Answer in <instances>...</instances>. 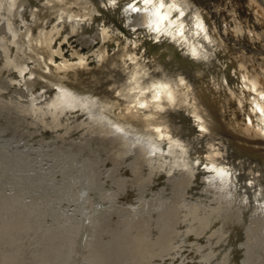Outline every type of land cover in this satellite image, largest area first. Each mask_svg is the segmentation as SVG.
<instances>
[{
	"label": "rangeland",
	"instance_id": "374dc122",
	"mask_svg": "<svg viewBox=\"0 0 264 264\" xmlns=\"http://www.w3.org/2000/svg\"><path fill=\"white\" fill-rule=\"evenodd\" d=\"M56 1L61 2V3L63 1V3H66V4L60 3V5H57V6H62V7H57L55 9H53L52 0H49V1L48 0H16V1L15 0H0V111H1L0 116H2L4 114L2 116V120L3 119L4 120L2 121L1 117H0V123L4 124V125L2 124L3 127L4 126L6 127V125H7L9 127L8 129L9 130L12 129L10 131L13 133V135H11L10 131H8L7 128L4 127V129H5L4 130L2 128V125H0V127H1V129H0V131H1L0 132V162L2 164V165L0 164V167H1L0 168V174H1L0 175V183H1L0 186L2 185L0 190L1 191L4 190L0 193H1V197L4 195L3 197L7 198V199L6 198L4 199L3 197H2L3 199L0 198V201L2 200V204L0 203V211L5 207L4 210H2L0 212V216L2 215V213L4 215V216L2 215L3 217L2 216L0 217L2 219V223L0 220V226L2 227V228L0 227V234L2 232H4V230L5 231L7 230L4 233V237H2L3 233L1 234L2 236H0V238L2 237L1 239H3V240L5 239V241L0 239V243H2V244L4 243L3 246L9 247V245H7V244H11L10 246H12L13 243H15L17 241L21 242L18 244L22 249V250L21 249L19 250L21 252H19L18 249H15L14 251L19 252L18 253L19 254L18 259H20L19 256H21V259L23 258L22 259L23 261L19 260L20 261V263H19V261H17L18 259H15V260L12 259V260H14L13 261L14 264H40L39 259H41V254L43 255V253L45 254L46 257H49L51 259L52 264H59L60 262L62 263V260L64 257V255H63L64 252L61 255V253L57 252V250H54V249H56V247L59 244H63L64 235H65V238L68 237V235H66V234H69L68 232L71 229H73L72 225H74V227L76 229L78 227L77 226L78 224H75V223H79L80 219H81V216L79 215L80 214V211H79L80 204H79V202H77L76 200H74L72 198L73 195L75 194V192H73V189L75 190V188H74L75 184H73L74 180H69L68 177L73 178L74 176L71 172L72 168L70 170V167L68 168V166H64V165H68V162L66 160L67 156H66L64 150L62 149L63 146L61 143L64 140H65L64 143H68L70 141H74V143L79 142L80 140L78 141V139L76 138L77 135H79L78 133H80L79 130H81V133L79 136H83L84 138L86 137L85 138V139H87L86 141H88L89 137H90L89 141L92 140L94 133H92L91 131H88V130H91V128L93 127L94 121L89 122L88 119L93 120L95 117V114L92 113L91 109L86 105V101L90 100V98L92 99L93 97L97 98L98 94H100V92H102V90L104 88H106V89L108 88V90H111V92H114V97L118 96L117 98L120 99L121 102H125L130 97H134L136 95L137 91L139 92V90H140L139 88L138 89L136 88L133 90V88H135L137 86L140 88H145L149 85L151 88L147 92L156 93L157 89L154 88L153 86L159 84V79L161 78L163 80L164 76L168 77L171 85L178 86L181 89H182V87H185V85H182L181 83H179L177 81L178 77L180 78L179 73L181 71H180L179 67H177V66L175 67V65H174L175 64V53H177V51L173 50V48L170 49V46L172 45V42L170 39L171 35L165 34L163 30L160 32H156L154 30H151L149 27H144V26H140V25L135 26L131 21H129V18H127L128 8L130 6L138 5L140 3V0H125L124 4L121 3L123 5H122V8L120 10L118 7L111 8L110 5L108 4V2L110 0H83V1L81 0V3H83V2L87 3L86 6H83V5L79 6L78 4L75 5V2H77V0H73V1L69 0L70 3L68 0H65L66 2L64 0H62V1L56 0ZM49 2H50V4H49ZM250 2L252 3V6H250L248 9L246 8L247 10L245 8L242 9L243 15L239 18V20L238 19L237 20L232 19V23H233L232 28H230V31H226L225 34L227 35V37H229L231 34L232 38L234 39V41L236 43L238 42V43H240V45H243L245 48H248L252 51H255V54H256L255 57L264 62V45H263L264 44V40H263L264 39V24L261 23V21L256 16V15H259L260 12H264V4H263L262 0H250ZM43 3H46V4L48 3V4L44 5ZM67 3H69L68 4L69 6H71V4H72V6L73 5L74 6L69 7L67 5ZM43 5H44V7H43ZM64 5H66V6H64ZM46 6H48V8ZM75 6H77V7H75ZM65 7L70 8V9H67V8L64 9ZM39 8H41L42 10ZM45 8H47L46 11H45ZM71 8H74V10ZM51 9H52V11H51ZM81 9H84L86 11L81 10ZM53 10H55V12ZM43 11H44V13H43ZM83 11L85 14H83ZM39 12L43 13L44 15L46 13V15L43 17V14L41 16V15H39L40 14ZM88 12H89V14H88ZM70 14L72 15L73 19H70V18H72ZM81 16H82V18H81ZM39 18H41V19H39ZM249 18H250V20H249ZM74 19H75V21H74ZM13 21L14 22L16 21V23H14ZM74 22H75V24H74ZM37 23H39V24H37ZM14 24H16V25H14ZM248 26H250V27H248ZM35 28H38L37 32L35 31L36 30ZM32 31H33V33H32ZM21 34L24 35L23 39L25 41L23 39H21V37H22ZM33 34H35V35H33ZM45 35H47L48 37H51V41H50L51 59L48 57H43V58L40 57V59H42L40 61V63L41 62H43V63L36 64V62H33L35 60L33 58L29 57L32 54V51L30 49L25 50L26 46L24 44H27L28 42H30L33 44L34 48L40 47L41 42L45 38ZM219 37H220L221 41L223 40V38H225L224 35L219 36ZM230 42L232 43V41H230ZM16 45H17V47H16ZM122 45L124 47H126V53L124 50L125 48ZM122 48H123V50H122ZM15 50L18 51V53ZM29 50H30V52H29ZM102 52L106 54L107 59H110V60L115 59L118 63L117 65H119V66L114 67V68H111V67L103 68V66L105 65L106 62H103ZM178 52H180V50H178ZM221 53L222 52L217 53V54L221 55ZM16 54H18V55H16ZM123 54H125V56ZM127 54L128 55L132 54L134 57V60H131L130 55L127 57ZM121 55H122L123 59H122ZM219 55H216L215 58H219L220 57ZM160 56H162V57L164 56L163 62L160 59ZM13 57H14V59H13ZM22 57H23L24 61H23ZM27 57H28V59H27ZM8 60H10L11 62ZM48 61H50V62H48ZM19 63H20V65H19ZM27 65H28V67H27ZM40 65L42 66L43 70H40V68H41ZM11 66H13V67H11ZM38 66L40 68H38ZM61 66L63 69H65L64 73H66V72H74V73L79 72V76H81V78L83 80V82H82L83 84H81L80 86H72V85L68 86V85H63V84L57 83L56 81L54 82L53 80L45 81L43 79H39L38 74H37L38 70L42 71V72L44 71V74L45 73L48 74L54 68L61 67ZM51 67H53V68H51ZM74 67H76V68L73 69ZM36 69H37V71H36ZM135 70L141 71L142 74L144 75L143 76L144 78L141 79V81H139L141 84L138 83V85H135V83L132 79V75L135 72ZM224 70H227V68L224 67ZM27 72H28V74H27ZM82 74H83V76H82ZM188 75L191 79H193L194 75L191 71H188ZM230 76H231V78H234V79L232 81L231 80L228 81L229 83L227 85L235 88L236 85H232L233 83H235V82H233L234 80H236V81L238 80L239 84H241L240 83L241 82V78H240L241 75L233 73V74H230ZM90 77H91V79H90ZM58 78L64 79V77H62V76H59ZM88 80H90V81H88ZM87 81H88V83H87ZM95 83H96V85H94ZM177 83H179V84H177ZM51 85H53V87ZM85 86H87V87L85 88ZM207 86L208 85H206L205 87H207ZM83 87L85 88V90H83ZM96 88H98V89H96ZM193 88L196 89L195 93H198V90H201L199 88V85L195 84V82L193 83ZM241 88L242 89L237 90V93H238V95H241V97L243 96V98H244V96H246V92H248V89L246 87H241ZM35 89H37V90L35 91ZM69 90H71V92ZM88 90L90 92H88ZM234 90H236V89H234ZM57 91L58 92L61 91V92L58 93V95H57L56 94ZM92 91L96 92L97 94L93 93ZM87 92H88V94H87ZM125 96H127V99ZM60 97L62 100L60 99ZM112 97H113V95H112ZM247 97H248V94H247ZM9 98H11V99H9ZM49 99H51V100L49 101ZM63 99H64V101H63ZM9 100H11L12 102ZM14 100H15L16 106H19V104L21 105V106H19V110H18V107L15 108ZM45 100L47 102L49 101L48 102L49 104L47 106H46L47 102H45ZM25 101H27V102H25ZM31 101H33V102H31ZM10 102H11V104H10ZM17 102H19V104ZM29 102H31L37 110L34 109V106ZM44 102H45V104H44ZM8 103L10 104V106ZM38 103H40L42 107H40V104H38ZM50 103L53 107L50 105ZM5 104L8 105L7 106V107H9L8 109H7V107L5 108V106H6ZM22 104L24 106L27 105V108L29 107L28 109L30 110V112L28 111V109L26 110L27 111L26 112L24 110V109H26V107L22 108ZM56 105L58 106V108H56ZM48 106H49V108H51V107L52 108L49 109ZM43 107L48 108V110L44 109ZM72 107L75 109H72ZM53 108L57 109L56 111L58 113L59 112H61V113L63 112V113L62 114L61 113L56 114L57 112L55 111L56 112L55 113L53 111V113L55 115V117H54L53 113L51 112L52 110H54ZM62 108H64L63 111H60V110H62ZM65 108L68 109V111ZM87 109H88V111H87ZM7 110L9 113L5 114L7 112ZM38 110H40V111H38ZM45 110L47 112L43 113ZM64 110H66V111L64 112ZM77 110L80 112H78ZM2 111H3V113H2ZM10 111H12V112H10ZM81 111H82L83 115L81 114ZM13 112H15L16 114L15 113L13 114ZM69 112H71V113H69ZM11 113H12V115H11ZM79 113L81 114V116ZM89 113H91V114H89ZM45 114H47V115H45ZM65 114H67V115L69 114V116L72 115L74 117H72V116L66 117ZM75 114H76V116H75ZM77 114H79V115L77 116ZM13 115H14V117H13ZM32 115H33V117L34 116L35 117L33 118ZM84 115H85V117H83ZM5 116H6V118H5ZM177 116L179 117L178 121H182L183 118L186 120V123H183L182 125L187 126L191 132V134H184V136H183L184 137V144L186 145L187 152L183 156H178L176 161H175V164H174V160L176 157L172 161L170 160L168 163L169 168H168V166L159 167L158 165H156L157 164V156H159L161 153L160 154H153V156L147 162H145V165L144 164L142 165V169H141V173H140V175H142V176H139L140 179H139V181H137V183L139 185L136 183L133 186V187L137 188V190L134 188L135 189L134 193L136 195V197L134 199L135 200L141 199V201H139L140 203L138 202L139 208H138V214L137 215H140L139 217H141L142 213H143V215H146V217L149 216L148 217L149 219H153L154 214L156 217L161 218V219L163 217L165 218L166 216L169 215V216L173 217V220H175V222L173 221V224H176V225H179L180 223L185 224V223L191 222L190 226H192L191 228L193 230L191 229L192 231H190V232L193 235H195L193 231H194L196 224H197L196 221H194V215L196 214V212H201L204 209L205 211H202L203 213H209V212L217 209L220 205V202L223 201L224 199L229 201V202L231 201L230 203L231 204L234 203L235 207L238 209L240 207L239 211L241 213H243V214H241L240 212L237 213V215L241 214L240 215V221L242 222V223L240 222L241 227H240V225L238 227H234V228H237L235 230L233 227L232 228H230V227L224 228V230L221 231L220 235L219 234H213V232L216 229L213 230V232L210 233V235L208 234V236L212 238V240H211V238L209 239V237L207 236V239H209V240H207V242H206V246L208 244L210 245V246L209 245L207 246V248L209 247L207 249V251L211 254V258H212L211 264H230V263L231 264H233V263L234 264H242L243 258L246 256L251 257V258L253 257L254 259L256 258L255 259L256 262L258 260L260 261L262 258V255L260 253V249H262L264 246V139L253 143V142L247 141V139H245L246 137L244 138V140H246L247 142H244L243 140H241L243 137L233 138L232 135H229V134L224 133L222 131H219V132L217 131V133H213V134L209 131L202 133V130L199 127L197 121L194 119L193 115L190 116L189 112H186L185 110H179V113L177 114ZM40 117H41V119H40ZM17 118H19V119L21 118L20 121ZM24 118H26V119H24ZM30 118L32 121L30 120ZM51 118H52V120H51ZM79 118L80 119L82 118L81 121ZM86 118H88V119H86ZM11 119H13V120L17 119V120L13 121ZM62 119L66 120L67 123L65 121L63 122ZM67 119H68V121H67ZM73 119H75L74 122H73ZM8 120L12 121L13 125L11 124V122L9 124ZM46 120H48V121H46ZM55 120L58 121V122L56 121L57 124H56ZM69 120H70V123H68ZM23 121H24V123H23ZM83 121H85L84 124H83ZM47 122H49V123H47ZM86 122L90 125H88ZM36 123H38V124L36 125ZM79 123L80 124L82 123V124L80 125ZM75 124H77V125H75ZM254 124H258V123H254ZM30 125H31V127H30ZM65 125H66V127H64ZM83 125H85V126H83ZM27 126L29 128H33V127L34 128L29 129ZM40 126H42V127H40ZM73 126H74V128H73ZM18 127H19V129H17ZM59 127H60V130L58 129ZM70 127L73 129V131H70V130H72V129H70ZM62 128L64 129V132H63ZM55 129H56V131H54ZM86 129H88V130H86ZM47 130H49V131H47ZM16 131H18V132H16ZM23 131H24V133H23ZM26 131H27V133H26ZM48 132H51V133H48ZM85 133H86V135H85ZM29 134H31V135H29ZM42 134L44 135V139H43ZM60 134H62V135H60ZM70 134H73L75 136L70 135ZM81 134H84V135H81ZM90 134H92V135H90ZM19 135H21V136H19ZM32 135H34V136H32ZM36 135L38 136L39 140H37ZM55 136H57V137H55ZM59 136L62 137L63 140ZM64 137H66V138H64ZM73 137H75L74 139H76L77 141L74 140ZM28 140H30V141H28ZM36 140H37V142H36ZM44 140H46L45 141L46 143L49 142L48 145L44 142ZM32 141L36 142V143L34 142L36 146L34 145V143ZM43 143H45L44 147H43V145H44ZM56 143H57V149L53 148ZM50 144L53 146H50ZM39 145H41V146H39ZM53 149H54V151H53ZM59 149H60V153L64 152V154L61 155L59 152H57V151H59ZM55 150H57V151H55ZM53 152L54 153L56 152V154L53 155L52 154ZM22 153H24V154H22ZM57 153L60 155H58ZM22 155H24V156H22ZM51 155H53V156L49 157ZM58 156H60V158ZM211 156H213V157L215 156V158L220 163L224 162L222 164L228 170V174L230 176L228 179H226L225 177L220 178V177L216 176V174H214V172L211 171V163L209 160H207V158L211 157ZM22 157H24V159ZM45 157H47V159L50 158V160L48 161ZM53 157H56V160L58 161V163L60 160V163L62 164L61 167L58 166V165H60V163L58 164L56 162V160H54L55 158L53 159ZM6 158H7V160H6ZM15 158H17V159H15ZM36 159H37V163H35ZM41 159H42V161H41ZM179 159H180V161H177ZM21 160H23V161L21 162ZM28 160L30 162H28ZM38 160L40 161V165H39ZM51 160H54V162H51ZM8 161H11L12 163L10 162L11 164H9ZM19 161H20V164H19ZM182 161L188 165H186V164L184 165ZM26 162L29 165H32V167L30 169L27 168V167H29V165ZM31 162L35 163L36 168H34V164H32ZM177 162L179 164H177ZM3 163H5V165ZM25 163L27 165H25ZM53 163L56 165V166L54 165L55 167L53 166ZM41 164L42 165L44 164V166H42ZM9 165H10V168L12 166L13 169H9V168L6 169L7 166L9 167ZM14 165H15V167H14ZM49 165L52 166V167L51 166L48 167L50 170L47 168V166H49ZM178 165L180 166V168L178 167ZM40 166H42L43 169ZM62 166L64 167V169ZM144 166H145V168L147 167L146 168L147 171H146V169H144ZM174 166L175 167L177 166V167L174 168ZM186 166H188L189 169L186 168ZM181 167H182V169H186V170H182ZM33 168H34V170H33ZM51 168H52V170H51ZM60 168H62V169H60ZM151 168H152V170H150ZM173 168L176 172L173 171ZM39 169H41V170H39ZM47 169L49 170V172ZM53 169H55V170H53ZM102 169L103 168H101V170H100L101 172L103 171ZM153 169H155L156 171H154ZM180 169H181V172H180ZM4 170H6V171H4ZM8 170H11L12 175L9 173L10 171L8 172ZM45 170H47V171L45 172ZM63 170L64 171L66 170V171L64 172ZM39 171H40L41 175L39 174ZM61 171L64 172V174ZM67 171L69 173L71 172L69 174L70 176L68 175ZM183 171L185 174L182 173ZM3 172H5V173H3ZM18 172H20L21 174ZM26 172L28 174L31 173V175H28ZM147 172H149V173L151 172L150 177H149V173H147ZM168 172H169V174H168ZM15 173H17V174H15ZM170 173H171L172 177L170 176ZM6 174L7 175L10 174L8 177L11 179H8ZM32 174L34 176L36 175L37 179L39 178L38 179L39 182H37L38 180L36 179V177L33 178L34 176ZM144 174H146V175H144ZM161 174H163L164 176ZM42 175H45V176H42ZM59 175H60V177H58ZM166 175H168L170 177H168ZM179 175H181V176H179ZM1 176H2V178H1ZM19 176H22L23 178L21 177V179H20ZM28 176L29 177L33 176L31 178V182H29L30 178ZM40 176H42V177L40 178ZM56 176H57V181L55 180ZM65 176H67L66 179H65ZM49 177H51V178H49ZM176 177H177V180H176ZM180 177H182V179ZM4 178H5V180H4ZM26 178H29V179H26ZM52 178L55 181H53V180L51 181ZM17 179H20V180H18L19 182H17ZM34 179H36V180H34ZM43 179H45V180H43ZM169 179H171V180H169ZM7 180H9V183ZM59 180L64 182V183L61 182V184H60ZM104 180L105 179L103 178L101 182H105ZM155 180H156V182H155ZM24 181L28 184H26ZM46 181H47L49 186L47 185V183L45 184ZM49 181H50V183H49ZM67 181H68V183H67ZM145 181L148 182L149 184L146 183ZM149 181L150 182L152 181V182L150 183ZM2 182H3V184H2ZM20 182H22L20 186H23V187H21V191L19 190L20 186L19 187L17 186L20 184ZM33 182H35V183H33ZM51 182H53V184ZM69 182H71V183H69ZM143 182L146 185L142 184L144 186L141 187L140 183H143ZM7 183H8V185H7ZM30 183H32L31 184L32 186L30 185ZM40 183L41 184L43 183L42 188H41ZM156 183H157V187L155 185ZM174 183H176V184H174ZM226 183H227V185H226ZM9 184L11 185L10 186L11 188H9ZM12 184H14V185H12ZM22 184H24V185H22ZM59 184H60L62 189L60 188V186H58ZM69 184L70 185L73 184V185L70 186ZM102 184L104 185V183H101V185ZM62 185L64 186V188L62 187ZM174 185L176 187L178 186V188H176ZM12 186H14V187H12ZM29 186L31 188H33V190ZM56 186H58V187L56 188ZM15 187H17V189ZM48 187H50L51 189H49ZM54 187H55V190L53 189ZM218 187H219V189H218ZM28 188L32 190L31 192L29 191L30 194L28 192V190H29ZM35 188L36 189L38 188L39 191L38 190L36 191ZM44 188H45V191H42V189L44 190ZM46 188L48 190H51V191H48V190L46 191ZM71 188H73V189H71ZM138 188H139V190H138ZM150 188L153 189L154 192H152V190ZM15 189H16V191H15ZM26 189H28V190H26ZM65 189H66V191H65ZM141 189L142 190L144 189L143 190L144 193L141 191ZM188 189H190V190H188ZM60 190H61V192H60ZM147 190H148V192H147ZM13 191H15V192H13ZM40 191L43 193V198L45 196V198H44L45 200L41 197L42 194L40 195V193H39ZM52 191L53 192L57 191V193L59 192L58 194L55 192L59 197H60V193H61L62 199H61V197L58 199V196L55 193H53ZM62 191H64V192H62ZM70 191H71V193H70ZM75 191H77V190H75ZM139 191L142 192V195H141V192H139ZM5 192L8 195H5L6 194ZM16 192H18V193L14 195V193H16ZM20 192H21V194H20ZM26 193H27V197L25 196ZM47 193H48V195H47ZM63 193H65L66 196L69 195L67 198L68 200H66V198H65L66 196L64 197L65 194L63 195ZM151 193H152V196H151ZM162 193H163V196H162ZM164 193H165V195H164ZM31 194H32V196H31ZM166 194H168L169 196H167ZM17 195H19L20 198L22 197L21 200H18L19 197ZM49 195H51L53 197H51ZM174 195H175V198H174ZM37 196L41 200H39L37 198ZM48 196L51 200L54 198L53 199L54 202H53V200L49 202ZM12 197L15 198V201H14V198L11 199ZM29 197H31L32 199ZM33 197H35L36 199L33 200ZM46 197H47V199H46ZM157 197H158V200H157ZM9 198H10V200H9ZM25 198H28L27 200L29 201V205H30V203H32V205L37 208V209L35 208L37 211L36 210L33 211L34 207L32 205L29 206L28 201ZM63 198H65L64 201H69V202H67V204L66 203L64 204V201H62ZM166 198H168V199H166ZM188 198L190 199V202H189V200H187ZM60 199L62 202L59 201ZM116 199L120 203L117 202ZM116 199L113 203L115 205L114 209L112 208L110 210V212H108L107 216L104 215L103 217H101L104 220L100 218L101 222H103L107 225L111 224L112 226H115V223L122 220L124 216L129 215L128 213H130L129 212L130 208L123 206L124 205V199L121 197H116ZM174 199H176V200H174ZM17 200H18V202H20V201L21 202L18 205L17 204L15 205V203H17ZM24 200H25V202L23 204ZM30 200H33V202H31ZM71 200L75 203V204L73 203L74 205H72ZM146 200H148V201H146ZM154 200H156V201H154ZM184 200H186V201H184ZM42 201H44V202H42ZM9 202L12 206L15 205L16 207H14V208L11 207ZM156 202H157V204H156ZM33 203H35V204H33ZM53 203H56V204H53ZM61 203H63V204H61ZM68 203H70V205H72V206H70ZM116 203H118V204H116ZM7 204L12 209L8 208L9 206ZM20 204L23 206V208H22V206H20ZM41 204L43 205V207ZM44 204H46V205H44ZM57 204H58V206H57ZM162 204H163V206H162ZM181 204H182V206H181ZM27 205H28V207H27ZM51 205H52V207H50ZM156 205H157V207H156ZM166 205H167V207H166ZM75 206H76V208H75ZM143 206H144V208H143ZM147 206L149 207L150 210H148ZM39 207H41V208H39ZM54 207H56L58 209L56 210V208H54ZM86 207H87L86 210L88 211L89 210L88 206H86ZM116 207H119L120 209L119 208L116 209ZM163 207H166L165 208L166 210H164ZM21 208H22V210L19 211ZM24 208H26V209H24ZM27 208L29 211L27 210ZM53 208L57 212L54 211ZM59 208H60V211H59ZM156 208H157V211L154 210ZM187 208L189 211H187ZM41 209H43V211ZM68 209L70 211H68ZM121 209H122V212H119V211H121ZM9 210H11V211H9ZM25 210H27L26 214L24 212ZM72 210H73L74 214H73V212H71ZM30 211H31V213L33 211V213H34V214L32 213L33 216L32 215L30 216V214H31V213H29ZM76 211H78V212H76ZM182 211H184V213H182ZM186 211H187V213H185ZM10 212H13V213L11 214ZM19 212H22V213L24 212V214H22V213L20 214ZM35 212H37V213H35ZM41 212H43V213H41ZM47 212L50 214V217H49ZM58 212H60V213H58ZM61 212H62V214H61ZM111 212H112V214H111ZM146 212H147V214H146ZM123 213H125V214H123ZM19 214H20V217H19ZM36 214L37 215L39 214V215L37 216ZM43 214L46 216H44ZM52 214L53 215L55 214V215L53 216ZM66 214H68L69 216L75 215L74 217H76V215H77V217L75 219L76 221L75 220L73 222L70 221V220H73L74 217L70 216L71 217L70 218ZM148 214H150V215H148ZM24 215H26V216H24ZM40 215H43V217ZM118 215H121V216H118ZM152 215H153V217H152ZM21 216L22 217L24 216V217L22 218ZM55 216L56 217L58 216L57 218H59V219H57ZM94 216H96V215L94 214ZM14 217H16V218H14ZM26 217H28L27 219L28 220L30 219V221H26ZM5 218H6V220H5ZM19 218H21V219L19 220ZM35 218H36V220H35ZM44 218H46V219H44ZM47 218H49V219H47ZM63 218H66V219H63ZM119 218H120V220H119ZM68 219H69V221H68ZM188 219H190V220H188ZM10 220H12V221H10ZM14 220H17V221L15 222ZM34 220H35V222H37V221L38 222L35 223ZM63 220H65L66 225L63 223L61 224L60 221L64 222ZM19 221H20V223H19ZM257 221H258V223H257ZM7 222L11 228L5 229L3 226V223H7ZM24 222H26V223L24 224ZM27 222H28V224H27ZM39 222H41V223H39ZM43 222H45V223H43ZM252 222L257 223L259 226L254 223L255 225L253 224V226H254V228H253ZM9 223H11L12 225ZM15 223H17V224H15ZM33 223H35V224H33ZM48 223H49V226L47 225ZM56 223H58L60 227L58 226V228H54L55 226L57 227ZM70 224H72V225L70 226ZM19 225H22V226H19ZM31 225L32 226L34 225V226L31 227ZM38 225H39V227H37ZM64 225L66 226V228ZM49 227H50V229H49ZM3 228H4V230H2ZM34 228H36L35 230H37L38 234L36 231H34ZM46 228H47V231H45ZM59 228H60V230H62V228L64 230L59 231ZM219 228H220V226H219ZM14 229H16V230L14 231ZM24 229L25 230L28 229L30 231L26 230L27 231L26 232V231H24ZM32 229H33V231H32ZM65 229H67V230H65ZM68 229H69V231H68ZM246 229L249 231V233ZM20 230H21V232H20ZM233 230L235 231V234L232 237L231 234H232ZM10 231H12L10 233L11 236L9 234ZM44 231H45V233H44ZM52 231H56L57 233L52 232ZM64 231H65V233H64ZM203 231H204V229L200 230L199 231L200 233L197 232L196 235L199 233L198 235L201 234L200 237H203L202 235L205 232V231L204 232ZM14 232H16V233H14ZM25 232H26V234H25ZM58 232H60V233H58ZM17 233H20V234L22 233V234L19 235ZM32 233H34L35 235ZM52 233L53 234L55 233L54 236L52 235ZM246 233H248V234H246ZM27 234L30 235V237ZM61 234L63 236H61ZM16 235H17L16 241H14L15 240L14 237ZM25 235H27V236H25ZM37 235H39V237H37ZM20 236L21 237L24 236L23 237L24 240H22L23 238L21 239ZM70 236H73L74 237L73 240H75V241L76 240L78 241V239H80V235H78V237L76 235L75 236L70 235ZM70 236H69V238H70ZM248 236H249V238H248ZM26 237H28V238L26 239ZM32 237L35 238V239H33V241L31 239ZM49 237L52 239H50ZM55 237H57V238H55ZM76 237L78 239H76ZM250 237H252V239L254 238V240L250 239ZM13 238H14V240H13ZM37 238L40 239V242H39V239H37ZM65 238H64V240H65ZM69 238H68V240H69ZM220 238H222V239H220ZM257 239H258V241H257ZM44 240H46L48 242L45 241V244H44ZM58 240H59V242L57 243ZM68 240H67V242H68ZM226 240H228V241H226ZM24 241L27 243H25ZM5 242H7V243H5ZM28 242H30V243H28ZM210 242H212V243H210ZM225 242H227V243L225 244ZM228 242H229V244H228ZM41 243H42V245H41ZM252 243L255 245L252 246L251 245ZM20 244H22V245H20ZM37 244L40 246L38 247ZM256 244H258V245H256ZM33 245H35V246H33ZM3 246H1L2 248L0 250V260L3 259V258H1L2 255L5 256V253H6L5 250L7 249V247H3ZM43 246H46V247H43ZM47 246H48V248L51 247L53 249V251L51 250L49 252L48 250H45V249H47ZM227 246H229V247H227ZM35 247H36V249H34ZM254 247H255V249L257 247L258 250L256 249V251H255V249H254L252 251V249ZM3 248H5V250ZM24 249H25V251H24ZM42 250H43V252H42ZM54 251L56 253H59L58 256L56 253H53ZM46 252H47L48 256H47ZM244 252L246 254H244ZM251 252L252 253L254 252L253 253L254 255ZM74 254H75V252H74ZM74 254H73V256H74ZM22 255L25 257H23ZM251 255H253V256H251ZM33 256H34V258H32ZM35 256L36 257L39 256L40 258H38V257L36 258ZM75 256L77 259L80 258V253L76 254ZM230 256H231V258H230ZM26 257H27V260H26ZM15 258H17V257H15ZM36 260H39V261H36ZM54 260L55 261L57 260V262L55 263ZM9 261H11V260H9ZM21 261H22V263H21ZM25 261H27V263H24ZM230 261H232V262H230ZM16 262H18V263H16ZM256 262H255V264H258V262L257 263ZM0 263H1V261H0ZM80 263L81 262L78 261L77 264H80ZM1 264H6V263H4V261H3V263H1ZM7 264H10V262H8Z\"/></svg>",
	"mask_w": 264,
	"mask_h": 264
},
{
	"label": "bare ground",
	"instance_id": "6f19581e",
	"mask_svg": "<svg viewBox=\"0 0 264 264\" xmlns=\"http://www.w3.org/2000/svg\"><path fill=\"white\" fill-rule=\"evenodd\" d=\"M16 1V0H15ZM49 1V0H48ZM62 1V0H60ZM65 1V0H64ZM69 1V0H68ZM73 1V0H72ZM83 1V0H82ZM120 1V2H119ZM263 4H264V0ZM45 2V1H44ZM51 2V1H50ZM49 2V4H50ZM66 2V1H65ZM125 0H110L108 2V4L110 5L111 8H115L118 7L119 10L122 8V5L124 4ZM61 2H58L56 0H52V7L53 9L57 8V7H62V6H57L60 5ZM63 3V1H62ZM61 3V4H62ZM70 3V1H69ZM67 3V5L69 4ZM123 3V4H121ZM153 3H159V0H153ZM171 3H175L177 5V7L183 11L185 13V15L183 17H180L179 12L173 11L171 13V16L169 17L168 20H166L164 22V28L166 29L168 27V23L171 20H178V23H183L185 28H184V32H183V36L177 35L176 34V27H173L170 31H171V42L172 45L170 46V49L173 48V50L177 51V53H175V67H179L180 68V78L178 77L177 81L179 83H181L182 85H185V87L179 88L178 86H174L170 84V80L168 79V77L164 76L163 80L160 78L159 79V84L161 85H167V89L166 90H160V98L159 100L154 99L156 93H149L147 92L151 87L148 85L145 88H140V87H135L134 89H140L139 92L137 91L136 95L134 97H130L127 101L125 102H121L120 99H118L117 97H114V92H111V90H108V88H104L102 90V92H100V94H98L97 98L93 97L92 99L90 98V100L86 101V105L91 109L92 113L95 114V117L93 120H89V122H93V127L91 128L92 133H94L92 140L86 141L87 139H85L83 136H79L81 133V130H79L80 133H78L79 135H77V139L79 142L74 143V141H69L68 143H64L65 140L61 143L62 144V149L64 150L66 156H67V162L68 165H64V166H68V168L70 167V170L73 174V178L68 177L69 180H74L72 183L75 184V191L73 188V192H75V194L73 195V199L76 200L77 202H79L80 204V222L79 223H75L78 224L77 229L74 227V225L70 224V226L72 225L73 229H71L69 231L68 229V233L66 234L68 235V237L63 238V244H59L56 249L57 252L61 253V255L64 252V257L62 260L61 264H77L78 261H80V264H211L212 263V258H211V254L207 251V245L206 246V242L207 240H209L211 237L208 236V234L210 235V233L213 232V230H215L213 232V234H219L221 233L222 230H224V228L230 227V228H234V227H238L240 225V215L243 214L241 213L240 207L239 209L235 207V204H231L229 201L227 200H223L220 202V205L217 209L209 212V213H203L202 211H205L204 209L201 212H196V214L194 215V221H196V227L194 229V234L193 235L190 231H192L193 229L191 228L192 226H190V223H180L179 225L173 224V221L175 222V220H173V217L171 216H166L165 218L163 217L158 218L155 216L154 214V218L153 219H149L148 217H146V215H143L139 217L140 215L138 214V202L141 201V199H134L136 197L134 190L137 188L133 187L137 181H139V176L141 173V169H142V165H145V162H147L152 156L153 154H160L159 156H157V164L159 167H164V166H168L169 161L174 160V164L175 161L177 159L178 156H183L184 154H186L187 149H186V145L184 144V134H191L190 129L187 126H183V123H186V120L183 118L182 121H178L179 117L177 116V114L179 113V110H185L186 112H189L190 116L193 115L194 119L197 121L199 127L202 130V133L205 132H211L213 133H217V131H222L224 133H227L229 135H232L233 138H238V137H243L241 140H243L244 142H258L260 140L264 139V62L257 59L255 57V51H252L248 48H245L243 45H240V43H236L234 41V39L232 38V35L230 34L229 37H227V35L225 34L226 31H230V28H232V19L234 20H239V18L243 15L242 13V9H248L250 6H252V3L250 2V0H164V4H165V8H167V6ZM44 5L46 3H43ZM48 4V3H47ZM46 4V5H47ZM66 4V3H63ZM78 4L79 6H86V2L81 3V0H77V2H75V5ZM43 5V7H44ZM66 6V5H64ZM69 6V5H68ZM74 6V5H73ZM72 4L69 7H73ZM78 6V7H79ZM48 8V6H46ZM51 7V6H50ZM77 7V6H75ZM132 7H136L138 9H140V11L138 12H133L132 11ZM14 8V7H13ZM45 8V11L46 9ZM67 7H65L64 9H66ZM144 8V0H140V3L138 5L135 6H130L127 10V18H129V21H131L135 26L140 25V26H144V27H148L147 25L151 22L152 17L143 11ZM41 9V8H39ZM50 9V8H49ZM70 9V8H67ZM74 10V8H71ZM246 9V10H247ZM42 10V9H41ZM84 10V9H81ZM52 11V9H51ZM55 12V10H53ZM76 11V10H75ZM86 11V10H84ZM83 11V14H85ZM89 11V10H88ZM149 11H151V9H149ZM162 10V14H163ZM63 12V11H62ZM66 12V11H65ZM40 13V12H39ZM44 13V11H43ZM43 13H40L39 15L42 16ZM49 13V12H48ZM51 13V12H50ZM64 13V12H63ZM82 13V12H81ZM89 14V12H88ZM247 14V13H246ZM250 14V13H249ZM46 15V13H45ZM43 14V17L45 16ZM71 15V14H70ZM91 15V14H90ZM248 15V14H247ZM74 16V15H73ZM257 18L261 21V23L264 24V12H260L259 15H256ZM42 17V18H43ZM72 17V15H71ZM76 17V16H75ZM249 17V16H248ZM82 18V16H81ZM84 18V17H83ZM197 18H199V20L202 21L205 31L204 32H200L199 29H197L195 27L196 24V20ZM41 19V18H39ZM38 19V20H39ZM44 19V18H43ZM70 19H73L70 18ZM78 19V18H77ZM85 19V18H84ZM69 20V19H68ZM250 20V18H249ZM255 20V19H254ZM41 21V20H40ZM73 21V20H72ZM75 21V19H74ZM241 21V20H240ZM14 22V21H13ZM16 23V21L14 22ZM41 23V22H40ZM78 23V22H77ZM39 24V23H37ZM75 24V22H74ZM16 25V24H14ZM39 27V26H38ZM250 27V26H248ZM11 28V27H10ZM259 28V27H258ZM33 29V28H32ZM36 32L38 28H35ZM260 29V28H259ZM12 30V29H11ZM242 30V29H241ZM234 32V31H233ZM20 33V32H19ZM23 33V32H22ZM33 33V31H32ZM35 33V32H34ZM263 33V32H262ZM258 34V33H257ZM22 35V34H21ZM35 35V34H33ZM224 35L225 38H223V40L221 41L219 36ZM23 36L21 37V39H23ZM205 36H207V39H205ZM54 38V37H53ZM24 40V39H23ZM32 40V39H31ZM264 40V39H263ZM21 41V40H20ZM25 41V40H24ZM23 41V42H24ZM50 41H51V37H48L47 35H45L44 40L41 42V46L34 48L33 44L28 42L27 44H24L26 46V49H30L32 51V54L29 56L31 58H33L36 62V64H41L43 62L40 63V61L42 59H40V57H48L51 59V50H50ZM232 41V43L230 42ZM247 41V40H246ZM22 42V43H23ZM245 42V41H244ZM258 43V42H257ZM125 44V43H124ZM22 45V44H21ZM264 45V44H263ZM123 46V45H122ZM127 46V45H126ZM17 47V45H16ZM24 47V46H23ZM124 47V46H123ZM125 49V53H126V47H124ZM17 49V48H16ZM20 49V48H19ZM18 50V49H17ZM24 50V51H25ZM29 50V52H30ZM121 50V49H120ZM123 50V48H122ZM178 50H180V52H178ZM193 50H195V56H193ZM16 51V50H15ZM20 51V50H19ZM18 53V51H16ZM15 52V53H16ZM221 53V55L217 54V53ZM225 52V53H224ZM14 53V54H15ZM21 54V53H20ZM226 54V55H225ZM18 55V54H16ZM125 56V54H123ZM131 57V60H134V57L132 54H129ZM127 54V57L129 56ZM216 55H219V58H215ZM22 56V55H21ZM28 56V55H27ZM119 56V55H118ZM222 56V57H221ZM10 57V56H9ZM24 57V56H23ZM22 57V59H23ZM122 57V55H121ZM120 57V58H121ZM164 57V56H163ZM163 57L160 56V59L163 62ZM26 58V57H25ZM14 59V57H13ZM28 59V57H27ZM102 59L103 62H106L105 65L103 66V68L106 67H118L119 65H117V61L115 59H107L106 58V54L102 52ZM123 59V57H122ZM129 59V58H128ZM12 60V59H11ZM48 60V59H47ZM10 61V60H8ZM7 61V62H8ZM24 61V59H23ZM26 61V60H25ZM52 61V60H51ZM11 62V61H10ZM50 62V61H48ZM30 63V62H29ZM46 63V62H45ZM8 64V63H7ZM24 64V63H23ZM26 64V63H25ZM20 65V63H19ZM47 65V64H46ZM52 65V64H51ZM41 66V65H40ZM48 66V65H47ZM6 67V66H5ZM13 67V66H11ZM10 67V68H11ZM23 67V66H22ZM28 67V65H27ZM37 67V66H36ZM56 67V66H55ZM182 67V68H181ZM224 67L227 68V70H224ZM9 68V67H8ZM38 68H40L38 66ZM37 68V69H38ZM53 68V67H51ZM76 67H74L73 69H75ZM23 69V68H22ZM35 69V68H34ZM36 69V71H37ZM178 69V68H177ZM40 70L42 69V66L40 68ZM47 70V69H46ZM179 70V69H178ZM29 71V70H28ZM65 69L61 67H57L54 68L52 71H50L48 74L45 73L44 71H39L37 72L39 79H43L45 81H50L53 80L54 82L56 81L57 83L63 84V85H68V86H80L81 84H83V80L81 78V76H79V72L74 73V72H66L64 73ZM188 71H191L194 75L193 79H191L188 75ZM238 74L241 75V84H239L238 80H234L232 85H236L235 88L227 85L229 82L228 81H232L234 78H231L230 74ZM28 74V72H27ZM192 75V76H193ZM30 76V75H29ZM59 76L64 77V79H60L58 78ZM83 76V74H82ZM97 76V75H96ZM144 75L142 74L141 71H137L135 70V72L132 75V79L135 83V85H138V83H140L139 81H141V79H143ZM86 79V78H85ZM91 79V77H90ZM94 79V78H93ZM35 80V79H34ZM33 80V81H34ZM95 80V79H94ZM93 80V81H94ZM162 80V81H161ZM194 80V81H193ZM32 81V80H31ZM90 81V80H88ZM87 81V83H88ZM100 81V80H99ZM183 81V82H182ZM98 82V81H97ZM101 82V81H100ZM195 82V84L199 85V88L201 90H198V93H195V90L193 88V83ZM47 83V82H46ZM50 83V82H49ZM56 83V84H57ZM99 83V82H98ZM177 83V84H179ZM54 84V83H53ZM100 84V83H99ZM141 84V83H140ZM150 84V83H149ZM55 85V84H54ZM92 85V84H91ZM96 85V83L94 84ZM93 85V86H94ZM130 85V84H129ZM206 85H208L207 87H205ZM53 87V85H51ZM50 86V87H51ZM57 86V85H56ZM47 87V86H46ZM59 87V86H58ZM62 87V86H61ZM87 86H85L86 88ZM241 87H246L248 89V92H246V96L241 97V95H238L237 90L238 89H242ZM39 88V87H38ZM66 88V87H65ZM85 88L83 87V90H85ZM42 89V88H41ZM51 89V88H50ZM49 89V90H50ZM67 89V88H66ZM98 89V88H96ZM236 89V90H234ZM37 89H35L36 91ZM68 90V89H67ZM48 91V90H47ZM59 91V90H58ZM57 91V95L58 92ZM71 92V90H69ZM95 91V90H94ZM92 91L93 93L97 94L96 92ZM130 91V90H129ZM88 92H90L88 90ZM87 92V94H88ZM131 92V91H130ZM135 92V91H134ZM132 93V92H131ZM143 93V94H142ZM86 94V93H85ZM124 94V93H123ZM248 94V97H247ZM45 95V94H44ZM91 95V94H90ZM113 95V97H112ZM126 95V94H125ZM243 95V94H242ZM94 96V95H93ZM29 97V96H28ZM120 97V96H119ZM127 99V96H125ZM247 97V98H246ZM54 98V97H53ZM11 99V98H9ZM24 99V98H23ZM42 99V98H41ZM48 99V98H47ZM61 99V97H60ZM122 99V98H121ZM51 99H49L50 101ZM62 100V99H61ZM66 100V99H65ZM68 100V99H67ZM6 101V100H5ZM11 101V100H9ZM48 101V102H49ZM64 101V99H63ZM7 102V101H6ZM12 102V101H11ZM10 102V104H11ZM27 102V101H25ZM33 102V101H31ZM29 102V103H31ZM45 102H47L45 100ZM44 102V104H45ZM47 102L46 106L49 104ZM59 102V101H58ZM57 102V103H58ZM75 102V101H74ZM15 103V100H14ZM19 104V102H17ZM4 104V103H3ZM7 104V103H6ZM5 104V105H6ZM9 104V103H8ZM9 104V106H10ZM17 104V105H18ZM32 104V103H31ZM40 104V103H38ZM37 104V105H38ZM59 104V103H58ZM63 104V103H62ZM141 104L146 105L145 107H140ZM15 108L18 107L19 110V106H21L19 104V106H16V103L14 104ZM33 105V104H32ZM51 105V103H50ZM54 105V104H53ZM67 105V104H66ZM85 105V104H84ZM8 105L5 106V108ZM13 106V105H12ZM22 104V108L25 111L29 108H27V105L24 106ZM34 106V105H33ZM39 106V105H38ZM44 106V105H43ZM52 106V105H51ZM68 106V105H67ZM14 107V106H13ZM37 107V106H36ZM40 107L41 104H40ZM53 107V106H52ZM51 107V108H52ZM60 107V106H59ZM9 107H7L8 109ZM39 108V107H38ZM44 108V107H43ZM49 108V106H48ZM48 108H44L47 109ZM49 108V109H51ZM56 108H58V106L56 105ZM34 109L35 106H34ZM43 109V110H44ZM54 110H52L51 112L53 113V111L55 112L57 109L53 108ZM64 108H62L63 111ZM66 109V108H65ZM72 109H75L72 107ZM21 110V109H20ZM37 110V109H36ZM42 110V109H41ZM68 111V109H66ZM64 110V112L66 111ZM79 110V109H78ZM77 110V111H78ZM81 110V109H80ZM13 111V110H12ZM10 111V112H12ZM28 111L30 112V110L28 109ZM40 111V110H38ZM88 111V109H87ZM1 112V111H0ZM22 112V111H21ZM27 112V111H26ZM34 112V111H33ZM47 111L45 110L43 113H46ZM50 112V111H49ZM57 112V111H56ZM55 112V113H56ZM72 112V111H71ZM69 112V113H71ZM80 112V111H78ZM3 113V111H2ZM9 113L8 110L5 114ZM15 112H13L14 114ZM38 113V112H37ZM36 113V114H37ZM42 113V112H41ZM61 113V112H59ZM58 112L56 114H59ZM63 113V112H62ZM61 113V114H62ZM68 113V112H67ZM87 113V112H86ZM16 114V113H15ZM26 114V113H25ZM24 114V115H25ZM29 114V113H28ZM35 114V115H36ZM39 114V113H38ZM37 114V115H38ZM50 114V113H49ZM80 114V113H79ZM77 114V116L79 115ZM82 114V111H81ZM80 114V116H81ZM85 114V113H84ZM91 114V113H89ZM4 115V114H3ZM2 115V116H3ZM12 115V113H11ZM34 115V114H33ZM32 115V117H33ZM47 115V114H45ZM54 115V113H53ZM83 115V114H82ZM88 115V114H87ZM86 115V116H87ZM2 116L1 120H2ZM9 116V115H8ZM21 116V115H20ZM66 117L69 116V114H65ZM72 116V115H70ZM69 116V117H70ZM76 116V114H75ZM90 116V115H89ZM92 116V115H91ZM12 117V116H11ZM14 117V115H13ZM35 117V116H34ZM33 117V118H34ZM42 117V116H41ZM40 117V119H41ZM45 117V116H44ZM55 117V115H54ZM65 117V118H66ZM74 117V116H72ZM85 117V115L83 116ZM4 118V117H3ZM6 118V116H5ZM76 118V117H75ZM78 118V117H77ZM91 118V117H90ZM8 119V118H7ZM14 119V118H13ZM11 119V120H13ZM19 119V118H17ZM15 119V120H17ZM21 119V118H20ZM19 119V121H20ZM26 119V118H24ZM49 119V118H48ZM56 119V118H55ZM58 119V118H57ZM71 119V118H70ZM80 119V118H79ZM82 119V118H81ZM80 119V121H81ZM4 120V119H3ZM2 120V121H3ZM6 120V119H5ZM13 120V121H15ZM28 120V119H27ZM31 120V118H30ZM35 120V119H34ZM39 120V119H38ZM52 120V118H51ZM75 119H73L74 122ZM77 120V119H76ZM9 121V120H8ZM18 121V122H19ZM26 121V120H25ZM32 121V120H31ZM43 121V120H42ZM41 121V122H42ZM48 121V120H46ZM45 121V122H46ZM50 121V120H49ZM57 120H55L56 122ZM62 121L66 122V120ZM68 121V119H67ZM78 121V120H77ZM6 122V121H5ZM4 122V123H5ZM12 124V121H9L8 123ZM17 122V121H16ZM22 122V121H21ZM58 122V121H57ZM56 122V124H57ZM72 122V121H71ZM88 122V121H87ZM86 122V123H87ZM15 123V122H14ZM20 123V122H19ZM24 123V121H23ZM49 123V122H47ZM67 123V122H66ZM70 123V120L69 122ZM78 123V122H77ZM85 123V121H83V124ZM254 123H258V124H254ZM3 124V123H2ZM0 123V125H2ZM17 124V123H16ZM26 124V123H25ZM38 123H36L37 125ZM80 124V123H79ZM82 124V123H81ZM80 124V125H81ZM88 124V123H87ZM4 125V124H3ZM2 125V128L4 129ZM13 125V124H12ZM21 125V124H20ZM44 125V124H43ZM72 125V124H71ZM77 125V124H75ZM74 125V126H75ZM86 125V124H85ZM83 125V126H85ZM90 125V124H88ZM11 126V125H10ZM17 126V125H16ZM25 126V125H24ZM70 126V125H69ZM73 126V128H74ZM87 126V125H86ZM23 127V126H22ZM28 127V126H27ZM31 127V125H30ZM42 127V126H40ZM66 127V125L64 126ZM79 127V126H78ZM91 127V126H90ZM5 128H9L7 125ZM29 128V127H28ZM34 128V127H33ZM33 128H29V129H33ZM38 128V127H37ZM51 128V127H50ZM117 128L121 129V131H117ZM1 129V127H0ZM19 129V127L17 128ZM60 130V127L58 128ZM63 129V128H62ZM70 129H72L70 127ZM158 129V131H157ZM5 130V129H4ZM12 130V129H10ZM8 129V131H10ZM23 130V129H22ZM37 130V129H36ZM15 131V130H14ZM21 131V130H20ZM30 131V130H29ZM28 131V132H29ZM49 131V130H47ZM46 131V132H47ZM51 131V130H50ZM56 131V129L54 130ZM70 131H73L70 130ZM87 131V132H88ZM1 132V131H0ZM18 132V131H16ZM32 132V131H31ZM38 132V131H37ZM64 132V129H63ZM11 135H13V133L10 131ZM15 133V132H14ZM20 133V132H19ZM24 133V131H23ZM27 133V131H26ZM45 133V132H44ZM51 133V132H48ZM90 133V132H89ZM32 134V133H31ZM29 134V135H31ZM34 134V133H33ZM37 134V133H36ZM76 134V133H75ZM18 135V134H17ZM28 135V134H27ZM41 135V134H40ZM43 135V134H42ZM51 135V134H50ZM62 135V134H60ZM73 135V134H70ZM84 135V134H81ZM86 135V133H85ZM88 135V134H87ZM92 135V134H90ZM15 136V135H14ZM21 136V135H19ZM34 136V135H32ZM37 136V135H36ZM75 136V135H73ZM89 136V135H88ZM186 136V135H185ZM191 136V135H190ZM25 137V136H24ZM28 137V136H27ZM40 137V136H39ZM57 137V136H55ZM60 137V136H59ZM70 137V136H69ZM187 137V136H186ZM246 137V138H245ZM32 138V137H31ZM30 138V139H31ZM42 138V137H41ZM40 138V139H41ZM62 138V137H60ZM59 138V139H60ZM66 138V137H64ZM75 137H73L74 139ZM189 138V137H188ZM247 139L246 140H244ZM25 139V138H24ZM43 139H44V135H43ZM51 139V138H50ZM37 140L38 136H37ZM36 140V142H37ZM63 140V138H62ZM76 140V139H74ZM85 140V141H84ZM191 140V139H190ZM30 141V140H28ZM41 141V140H40ZM46 140H44L45 142ZM57 141V140H56ZM61 141V140H60ZM77 141V140H76ZM33 142V141H32ZM35 142V141H34ZM33 142V143H34ZM35 142V143H36ZM192 142V141H191ZM34 143V145H35ZM46 143V142H45ZM45 143H43V147L45 146ZM49 143V142H48ZM48 143H46L48 145ZM237 144V143H236ZM46 145V146H47ZM59 145V144H58ZM36 146V145H35ZM41 146V145H39ZM50 146H53L50 144ZM56 146V147H55ZM55 146L53 148L57 149V143L55 144ZM60 146V145H59ZM42 148V147H41ZM66 148V149H65ZM61 149V150H62ZM239 149V148H238ZM244 149V148H243ZM49 150V149H48ZM62 150V151H63ZM54 151V149H53ZM57 151V150H55ZM248 151V150H247ZM60 153V149L59 151H57ZM60 153L61 155L64 154ZM21 153V152H20ZM25 153V152H24ZM22 153V154H24ZM53 155L56 154V152L52 153ZM58 154V153H57ZM58 154V155H60ZM20 155V154H19ZM53 155L49 156L52 157ZM21 156V155H20ZM19 156V157H20ZM24 156V155H22ZM30 157V156H29ZM28 157V158H29ZM60 158V156H58ZM63 157V156H62ZM61 157V158H62ZM156 157V156H155ZM5 158V157H4ZM24 159V157H22ZM33 158V157H32ZM35 158V157H34ZM47 159V157H45ZM55 158V159H54ZM66 158V157H65ZM10 159V158H9ZM17 159V158H15ZM38 159V158H37ZM37 159L36 162L37 163ZM52 159V158H51ZM54 160H56V157H53ZM7 160V158H6ZM11 160V159H10ZM27 160V159H26ZM34 160V159H33ZM48 161L50 160V158L47 159ZM54 160H51V162H54ZM182 160V159H181ZM207 160L210 161L211 163V171L214 172V174H216V176L222 178L225 177L226 179H228L230 176L228 174V170L224 167V165L222 163H220L215 156H211L208 157ZM220 160V159H219ZM3 161V160H2ZM12 161V160H11ZM8 161L9 164H11L12 162ZM15 161V160H14ZM18 161V160H17ZM23 160H21L22 162ZM39 161V160H38ZM42 161V159H41ZM62 161V160H61ZM65 161V160H64ZM63 161V162H64ZM177 161H180L177 160ZM11 162V163H10ZM16 162V161H15ZM28 162H30L28 160ZM56 162L58 163V161L56 160ZM183 162V161H182ZM188 162V161H187ZM7 163V162H6ZM17 163V162H16ZM24 163V162H23ZM27 163V162H26ZM25 163V165H27ZM32 163V162H31ZM30 163V164H31ZM35 163L34 164V168L35 167ZM43 163V162H42ZM60 163V160H59ZM58 163V164H59ZM149 163V162H148ZM1 164V162H0ZM5 165V163H3ZM20 164V161H19ZM66 164V163H65ZM147 164V163H146ZM171 164V163H170ZM177 164H179L177 162ZM181 164V163H180ZM183 164L185 165L186 163L183 162ZM2 165V164H1ZM29 165V164H28ZM39 165H40V161H39ZM42 165V164H41ZM46 165V164H45ZM55 164L53 163V166ZM61 163L60 165H58L59 167H61ZM183 165V166H184ZM188 165V164H186ZM44 166V164L42 165ZM40 166V167H42ZM51 165L47 166L50 167ZM56 166V165H55ZM54 166V167H55ZM182 166V165H181ZM6 167V166H5ZM15 167V165H14ZM20 167V166H19ZM18 167V168H19ZM25 167V166H24ZM32 167V165H29V167H27L28 169H30ZM39 167V168H40ZM52 167V166H51ZM63 167V166H62ZM177 167V166H176ZM174 166V168H176ZM178 167L180 168V166L178 165ZM1 168V167H0ZM4 168V167H3ZM2 168V169H3ZM13 169V167L10 165L9 167L7 166L6 169ZM26 168V169H27ZM33 168V170H34ZM101 168H103L102 172L100 171ZM147 168V167H146ZM144 166V169H146ZM169 168V166H168ZM173 168V171H175ZM184 168V167H183ZM186 168H188V166H186ZM16 169V168H15ZM24 169V168H23ZM43 169V167H42ZM46 169V168H45ZM49 169V168H48ZM47 169V170H48ZM62 169V168H60ZM64 169V167H63ZM182 169V167H181ZM180 169V172H181ZM189 169V168H188ZM20 170V169H19ZM41 170V169H39ZM45 170V172L47 171ZM50 170V169H49ZM48 170V172H49ZM52 170V168H51ZM55 170V169H53ZM69 170V171H70ZM152 170V168L150 169ZM154 171H156L155 169H153ZM178 170V169H177ZM182 170H186V169H182ZM220 170H223L224 175H218V172ZM3 171V170H2ZM6 171V170H4ZM10 171V172H9ZM31 171V170H30ZM36 171V170H35ZM57 171V170H56ZM64 171V170H63ZM66 171V170H65ZM64 171V172H65ZM147 171V169H146ZM149 171V170H148ZM165 171V170H164ZM169 171V170H168ZM8 172L11 174V170H8ZM21 172V171H20ZM18 172V173H20ZM25 172V171H24ZM32 172V171H31ZM52 172V171H51ZM59 172V171H58ZM62 172V171H61ZM64 172H62L64 174ZM68 172V171H67ZM70 172V173H71ZM153 172V171H152ZM163 172V171H162ZM176 172V171H175ZM186 172V171H185ZM5 173V172H3ZM7 173V172H6ZM23 173V172H22ZM27 173V172H26ZM30 173V172H29ZM35 173V172H34ZM68 172V175L70 174ZM149 173V172H147ZM151 173V172H150ZM150 173H149V177H150ZM172 173V172H171ZM170 173V176H171ZM183 174L184 171L182 172ZM189 173V172H188ZM10 174H6L7 177ZM17 174V173H15ZM21 174V173H20ZM19 174V175H20ZM24 174V173H23ZM28 174V173H27ZM39 174L41 175L40 171ZM60 174V173H59ZM71 174V175H72ZM169 174V172H168ZM178 174V173H177ZM182 174V175H183ZM1 175V174H0ZM4 175V174H3ZM2 175V176H3ZM12 175V174H11ZM28 175H31L28 174ZM33 175V174H32ZM51 175V174H50ZM53 175V174H52ZM146 175V174H144ZM155 175V174H154ZM163 175V174H161ZM188 175V174H187ZM1 176V178H2ZM5 176V175H4ZM3 176V177H4ZM14 176V175H13ZM18 176V175H17ZM16 176V177H17ZM23 176V175H22ZM22 176H19L20 179ZM26 176V175H25ZM34 176V175H33ZM32 176V177H33ZM38 176V175H37ZM45 176V175H42ZM40 176V178L42 177ZM62 176V175H61ZM70 176V175H69ZM164 176V175H163ZM168 176V175H166ZM165 176V177H166ZM168 176V177H170ZM175 176V175H174ZM173 176V177H174ZM177 176V175H176ZM181 176V175H179ZM186 176V175H185ZM184 176V177H185ZM191 176V175H190ZM18 177V178H19ZM29 177V176H28ZM31 176L30 181L31 182ZM36 175L33 177L35 178ZM60 177V175L58 176ZM67 176H65L66 179ZM172 177V176H171ZM188 177V176H187ZM13 178V177H12ZM23 178V177H22ZM25 178V177H24ZM26 178V179H29ZM51 178V177H49ZM48 178V179H49ZM71 178V179H70ZM105 179V182H101L102 179ZM182 179V177H180ZM191 178V177H190ZM7 179V178H6ZM8 179H11L8 177ZM14 179V178H13ZM17 179V182H19ZM25 179V180H26ZM37 179V177H36ZM34 179V180H36ZM39 179V178H38ZM37 179V180H38ZM46 179V178H45ZM43 179V180H45ZM61 179V178H60ZM64 179V180H65ZM160 179V178H159ZM186 179V178H185ZM5 180V178H4ZM16 180V179H15ZM23 180V179H22ZM21 180V181H22ZM33 180V181H34ZM42 180V179H41ZM50 180V179H49ZM57 181V176L55 178V180L52 178L51 181ZM63 180V179H62ZM144 180V179H143ZM142 180V181H143ZM146 180V179H145ZM149 180V179H148ZM151 180V179H150ZM157 180V179H156ZM155 180V182H156ZM168 180V179H167ZM171 180V179H169ZM177 180V177H176ZM175 180V181H176ZM191 180V179H190ZM9 183V180H7ZM48 181V180H47ZM47 181L45 182V184L47 183ZM159 181V180H158ZM184 181V180H183ZM218 181V180H217ZM216 181V182H217ZM25 182V181H24ZM39 182V180L37 181ZM60 184L62 181H60ZM69 182V183H71ZM141 182V181H140ZM146 182V181H145ZM150 182V181H149ZM152 182V181H151ZM150 182V183H151ZM161 182V181H160ZM167 182V181H166ZM220 182V181H219ZM7 183V185H8ZM22 182H20L19 185H17L18 187L21 185ZM26 183V182H25ZM35 183V182H33ZM44 183V182H43ZM43 183L41 185V188L43 187ZM50 183V181H49ZM53 184V182H51ZM64 183V182H62ZM68 183V181H67ZM66 183V184H67ZM101 183H104V185ZM148 183V182H146ZM1 184V183H0ZM3 184V182H2ZM11 184V183H10ZM9 184V188H11ZM16 184V183H15ZM28 184V183H26ZM25 184V185H26ZM32 183H30L31 185ZM57 184V183H56ZM60 184L58 186H60ZM71 184V185H73ZM138 184V183H137ZM141 187H143L145 184L140 183ZM149 184V183H148ZM153 184V183H152ZM176 184V183H174ZM181 184V183H180ZM14 185V184H12ZM24 185V184H22ZM34 185V184H33ZM48 185V183H47ZM70 185V184H69ZM70 185V186H71ZM139 185V184H138ZM146 185V184H145ZM157 187V183L155 184ZM165 185V184H164ZM173 185V184H172ZM191 185V184H190ZM189 185V186H190ZM227 185V183H226ZM2 186V185H1ZM0 186V188H1ZM32 186V185H31ZM36 186V185H35ZM39 186V185H38ZM49 186V185H48ZM53 186V185H52ZM55 186V185H54ZM56 186V188L58 187ZM67 186V185H66ZM148 186V185H147ZM146 186V187H147ZM175 186V185H174ZM218 186V185H217ZM230 186V185H229ZM8 187V186H7ZM14 187V186H12ZM21 187L20 186L19 190L21 191ZM28 187V186H27ZM26 187V188H27ZM30 187V186H29ZM37 187V186H36ZM62 187L64 188V186L62 185ZM166 187V186H165ZM176 187V186H175ZM17 189V187H15ZM31 188V187H30ZM49 189H51L50 187H48ZM61 188V186H60ZM59 188V189H60ZM135 188V189H134ZM149 188V187H148ZM178 188V186L176 187ZM185 188V187H184ZM187 188V187H186ZM3 189V188H2ZM6 189V188H5ZM15 189V191H16ZM23 189V188H22ZM29 189V188H28ZM26 189V190H28ZM33 190V188H31ZM31 189L28 190V192L32 191ZM36 189V188H35ZM55 190V187L53 188ZM62 189V188H61ZM69 189V188H68ZM129 189V190H128ZM146 189V188H145ZM151 189V188H150ZM219 189V187H218ZM39 191V189L37 188L36 191ZM48 189L46 188V191ZM139 190V188H138ZM144 190V189H143ZM141 189V191L144 193ZM152 192L153 189H151ZM160 190V189H159ZM165 190V189H164ZM171 190V189H170ZM190 190V189H188ZM187 190V191H188ZM4 191V190H2ZM0 190V192H2ZM12 191V190H11ZM13 191V192H15ZM23 191V190H22ZM42 191H45L42 189ZM51 191V190H48ZM58 191V190H57ZM57 191H55L57 193ZM66 191V189H65ZM68 191V190H67ZM139 191V192H141ZM7 192V191H6ZM5 192V193H6ZM25 192V191H24ZM29 192V194H30ZM53 192V191H52ZM53 192V193H55ZM61 192V190H60ZM64 192V191H62ZM141 192V195H142ZM148 192V190H147ZM156 192V191H155ZM218 192V191H217ZM18 192L14 193L17 194ZM23 193V192H22ZM40 195L42 194V198H43V193L40 191L39 192ZM49 193V192H48ZM47 193V195H48ZM55 193V194H56ZM59 193V192H58ZM57 193V194H58ZM71 193V191H70ZM69 193V194H70ZM181 193V192H180ZM187 193V192H186ZM185 193V194H186ZM220 193V192H219ZM218 193V194H219ZM3 194V193H2ZM11 194V193H10ZM21 194V192H20ZM19 194V195H20ZM28 194V195H29ZM33 194V193H32ZM31 194V196H32ZM46 194V193H45ZM56 194V195H57ZM65 193H63L64 195ZM140 194V193H139ZM149 194V193H148ZM225 194V193H224ZM5 195H8L7 193ZM19 195H17L19 197ZM39 195V196H40ZM62 195V196H63ZM150 195V194H149ZM154 195V194H153ZM165 195V193H164ZM167 196H169L168 194H166ZM223 195V194H222ZM4 196V195H3ZM2 196V197H3ZM16 196V197H17ZM24 196V195H23ZM25 196L27 197V193L25 194ZM30 196V195H29ZM35 196V195H34ZM51 196V195H49ZM48 196V201H52ZM58 196V195H57ZM66 196V194L64 195V197ZM69 196V195H68ZM68 196H66V200H68ZM152 196V193H151ZM163 196V193H162ZM219 196V195H218ZM1 197V193H0V198ZM15 197V196H14ZM14 197H12L11 199H13ZM40 197V198H41ZM53 197V196H51ZM55 197V196H54ZM60 197H61V193H60ZM58 196V199L60 198ZM71 197V196H70ZM116 197H121L124 199V205L125 207H129V215H126L123 217L122 220H119L117 223H115V226H112L111 224L107 225L103 222H101L100 218L103 217L104 215L107 216L108 212H110V210L114 207L115 205L113 204ZM150 197V196H149ZM156 197V196H155ZM159 197V196H158ZM157 197V200H158ZM171 197V196H170ZM4 198V197H3ZM2 198V199H3ZM6 198V197H5ZM4 198V199H5ZM20 198V197H19ZM18 200H21V198ZM31 198V197H29ZM38 198V196H37ZM45 198V196H44ZM43 198V199H44ZM65 198H63L62 201L65 200ZM139 198V197H138ZM142 198V197H141ZM148 198V197H147ZM154 198V197H153ZM152 198V199H153ZM162 198V197H161ZM165 198V197H164ZM175 198V195H174ZM7 199V198H6ZM26 200L28 198H25ZM32 199V198H31ZM36 199L35 197H33V200ZM39 199V198H38ZM47 199V197H46ZM62 199V197H61ZM61 199L59 201H61ZM168 199V198H166ZM170 199V198H169ZM223 199V198H222ZM10 200V198H9ZM15 203V205L19 204L20 202ZM23 200V199H22ZM33 200H30L31 202H33ZM41 200V199H39ZM45 200V199H44ZM57 200V199H56ZM117 200V199H116ZM120 200V199H119ZM160 200V199H159ZM173 200V199H172ZM176 200V199H174ZM187 200L190 199L188 198ZM5 201V200H4ZM13 201V200H12ZM15 201V198H14ZM28 201V200H27ZM47 201V200H46ZM45 201V202H46ZM61 201V202H62ZM72 201V200H71ZM148 201V200H146ZM156 201V200H154ZM186 201V200H184ZM183 201V202H184ZM25 200L23 201L24 204ZM37 202V201H36ZM35 202V203H36ZM41 202V201H40ZM44 202V201H42ZM54 202V200H53ZM69 201H64V204ZM117 202H119L117 200ZM151 202V201H150ZM188 202V201H187ZM0 203L2 204V200L0 201ZM12 203V202H11ZM27 203V202H26ZM33 203V204H35ZM39 203V202H38ZM37 203V204H38ZM74 202L72 201V205ZM120 203V202H119ZM122 203V202H121ZM140 203V202H139ZM144 203V202H143ZM142 203V204H143ZM167 203V202H166ZM240 203V202H239ZM10 204V202H9ZM22 204V203H21ZM20 204V206H22ZM56 204V203H53ZM63 204V203H61ZM70 205V203H68ZM77 204V203H76ZM78 204V205H79ZM118 204V203H116ZM157 204V202H156ZM165 204V203H164ZM191 204V203H190ZM8 205V204H7ZM14 205V204H13ZM12 206L10 204L11 207H16V206ZM28 205H29V201H28ZM27 205V207H28ZM32 203H30L29 206H31ZM39 205V204H38ZM42 205V204H41ZM46 205V204H44ZM70 205V206H72ZM77 205V206H78ZM144 205V204H143ZM146 205V204H145ZM152 205V204H151ZM150 205V206H151ZM3 206V205H2ZM1 206V207H2ZM6 206V205H5ZM9 206V205H8ZM10 206L8 208H10ZM19 206V207H20ZM26 206V205H25ZM33 206V205H32ZM58 206V204H57ZM56 206V207H57ZM63 206V205H62ZM67 206V205H66ZM86 206H88V211L86 210ZM110 206V207H109ZM163 206V204H162ZM179 206V205H178ZM182 206V204H181ZM184 206V205H183ZM188 206V205H187ZM218 206V205H217ZM239 206V205H238ZM34 207V206H33ZM32 207V208H33ZM43 207V205H42ZM52 207V205L50 206ZM54 207V208H56ZM60 207V206H59ZM79 207V206H78ZM109 207V208H108ZM148 207V206H147ZM157 207V205H156ZM167 207V205H166ZM163 207L164 210H166ZM172 207V206H171ZM180 207V206H179ZM190 207V206H189ZM3 208V207H2ZM1 208V209H2ZM5 208V207H4ZM4 208L2 210H4ZM7 208V207H6ZM23 208V206H22ZM22 208L19 210L21 211ZM36 207H34V210ZM41 208V207H39ZM53 208V209H54ZM61 208V207H60ZM59 208V211H60ZM66 208V207H65ZM76 208V206H75ZM119 207H116V209ZM144 208V206H143ZM160 208V207H159ZM162 208V209H163ZM182 208V207H181ZM185 208V207H184ZM12 209V208H10ZM26 209V208H24ZM31 209V208H30ZM45 209V208H44ZM58 208H56L57 210ZM62 209V208H61ZM70 209V208H69ZM68 209V211H70ZM120 209V208H119ZM147 209V208H146ZM183 209V208H182ZM200 209V208H199ZM1 210V211H2ZM6 210V209H5ZM17 210V209H16ZM28 210V208H27ZM25 210V214L26 211ZM40 210V209H39ZM43 211V209H41ZM50 210V209H49ZM54 209V211H56ZM63 210V209H62ZM66 210V209H65ZM75 210V209H74ZM125 210V209H124ZM127 210V209H126ZM148 210L149 207H148ZM147 210V211H148ZM153 210V209H152ZM157 211V208L154 209ZM0 211V212H1ZM7 211V210H6ZM11 211V210H9ZM13 211V210H12ZM29 211V210H28ZM32 211V213H33ZM37 211V210H36ZM67 211V210H66ZM90 211V212H89ZM119 211V210H118ZM141 211V210H140ZM163 211V210H162ZM187 211L188 208H187ZM187 211L185 213H187ZM192 211V210H191ZM208 211V210H207ZM24 212H19L20 214H24ZM39 212V211H38ZM53 212V211H52ZM57 212V211H56ZM73 212V210L71 211ZM78 212V211H76ZM116 212V211H115ZM122 212V209L121 211ZM125 212V211H124ZM145 212V211H144ZM160 212V211H159ZM173 212V211H172ZM241 213L240 215L237 213ZM8 213V212H7ZM11 214L13 212H10ZM17 213V212H16ZM31 213V211L29 212ZM30 214V216L33 214ZM37 213V212H35ZM40 213V212H39ZM43 213V212H41ZM48 213V212H47ZM55 213V212H54ZM60 213V212H58ZM57 213V214H58ZM64 213V212H63ZM69 213V212H68ZM141 213V212H140ZM182 213H184V211H182ZM9 214V213H8ZM19 214V217H20ZM62 214V212H61ZM72 214V213H71ZM74 214V212H73ZM94 214L96 216H94ZM112 214V212H111ZM118 214V213H117ZM125 214V213H123ZM127 214V213H126ZM147 214V212H146ZM153 214V213H152ZM160 214V213H159ZM170 214V213H169ZM3 215V213H2ZM1 215V216H2ZM29 215V214H28ZM27 215V216H28ZM37 215V214H36ZM39 215V214H38ZM37 215V216H38ZM44 215V214H43ZM43 215H40L43 217ZM49 217L50 214L48 213ZM53 215V214H52ZM55 215V214H54ZM53 215V216H54ZM64 215V214H63ZM68 215V214H66ZM110 215V214H109ZM108 215V216H109ZM122 215V214H121ZM118 215V216H121ZM150 215V214H148ZM0 216V217H1ZM4 216V215H3ZM2 216V217H3ZM26 216V215H24ZM23 216V217H24ZM35 216V215H34ZM46 216V215H44ZM62 216V215H61ZM69 216V215H68ZM71 217H74L75 215H70ZM69 216V217H70ZM190 216V215H189ZM17 217V216H16ZM14 217V218H16ZM22 217V216H21ZM22 217V218H23ZM56 217V216H55ZM58 217V216H57ZM56 217V218H57ZM68 217V218H69ZM70 217V218H71ZM77 217V215H76ZM76 217H74L73 220L70 221H74L76 219ZM110 217V216H109ZM108 217V218H109ZM151 217V216H150ZM153 217V215H152ZM162 217V216H161ZM28 217H26V221H30V219H27ZM30 218V217H29ZM106 218V217H105ZM115 218V217H114ZM182 218V217H181ZM189 218V217H188ZM21 218H19L20 220ZM46 219V218H44ZM43 219V220H44ZM49 219V218H47ZM59 219V218H57ZM56 219V220H57ZM62 219V218H61ZM60 219V220H61ZM66 219V218H63ZM103 219V218H101ZM107 219V218H106ZM113 219V218H112ZM175 219V218H174ZM1 223H2V219L0 218ZM6 220V218H5ZM4 220V221H5ZM33 220V219H32ZM31 220V221H32ZM36 220V218H35ZM34 220V222H35ZM40 220V219H39ZM54 220V219H53ZM52 220V221H53ZM104 220V219H103ZM116 220V219H115ZM190 220V219H188ZM253 220V219H252ZM9 221V220H8ZM12 221V220H10ZM15 222L17 220H14ZM23 221V220H22ZM41 221V220H40ZM50 221V220H49ZM48 221V222H49ZM55 221V220H54ZM64 222L60 221L61 224H65V220H63ZM67 221V220H66ZM69 221V219H68ZM67 221V222H68ZM76 221V220H75ZM114 221V220H113ZM38 222V221H37ZM35 222V223H37ZM51 222V221H50ZM66 222V223H67ZM71 222V223H72ZM115 222V221H114ZM20 223V221H19ZM26 222H24L25 224ZM31 223V222H30ZM29 223V224H30ZM33 223V224H35ZM41 223V222H39ZM45 223V222H43ZM47 223V222H46ZM242 223V222H241ZM255 223V222H254ZM252 222V226L254 224ZM258 223V221H257ZM255 223V224H257ZM11 224V223H9ZM17 224V223H15ZM28 224V222H27ZM53 224V223H52ZM51 224V225H52ZM60 224V225H61ZM69 224V223H68ZM254 224V225H255ZM2 225V224H1ZM12 225V224H11ZM49 226V223L47 224ZM57 227L55 226L54 228H58L59 224L56 223ZM66 225V224H65ZM64 225V226H65ZM114 225V224H113ZM258 225V224H257ZM4 228L8 229L11 228L7 223H3ZM9 226V227H8ZM14 226V225H13ZM22 226V225H19ZM28 226V225H27ZM26 226V227H27ZM34 226V225H33ZM31 225V227H33ZM45 226V225H44ZM47 226V227H48ZM68 226V225H67ZM220 226V228H219ZM259 226V225H258ZM1 227V226H0ZM24 227V226H23ZM30 227V226H29ZM30 227V228H31ZM36 227V226H35ZM39 227V225L37 226ZM60 227V226H59ZM179 227V228H178ZM241 227V225H240ZM2 228V227H1ZM4 228L2 230H4ZM25 228V227H24ZM41 228V227H40ZM39 228V229H40ZM44 228V227H43ZM42 228V229H43ZM53 228V227H52ZM53 228V229H54ZM66 228V226H65ZM71 228V227H70ZM75 228V229H74ZM79 228V229H78ZM178 228V229H177ZM254 228V226H253ZM20 229V228H19ZM23 229V228H22ZM21 229V230H22ZM36 228H34V231L37 232V230H35ZM41 229V230H42ZM50 229V227H49ZM48 229V230H49ZM192 229V230H191ZM204 229V233H203V237H200V235H198L200 232V230ZM237 228H234V230ZM12 230V229H11ZM16 229H14L15 231ZM20 230V232H21ZM27 231H30L28 229H26ZM24 229V231H26ZM57 230V229H56ZM62 230H64L62 228ZM59 228V231H62ZM67 230V229H65ZM227 230V229H226ZM233 230L232 232V237L235 234V231ZM247 230V229H246ZM7 231V230H6ZM4 230L3 236L0 234V236L4 237V233L6 232ZM9 231V230H8ZM26 231V232H27ZM33 231V229H32ZM40 231V230H39ZM45 231H47V228L45 229ZM44 231V233H45ZM50 231V230H49ZM248 231V230H247ZM12 231L9 232V234ZM17 232V231H16ZM14 232V233H16ZM23 232V231H22ZM25 232V234H26ZM51 232V231H50ZM57 233L56 231H52ZM199 232L197 235L196 233ZM8 233V232H7ZM31 233V232H30ZM43 233V232H42ZM49 233V232H48ZM54 233V234H55ZM60 233V232H58ZM63 233V232H62ZM65 233V231H64ZM79 233V234H78ZM249 233V231H248ZM246 233V234H248ZM19 235H21L20 233H17ZM34 234V233H32ZM38 234V232H37ZM47 234V233H46ZM45 234V235H46ZM54 234L52 233V235L54 236ZM224 234V233H223ZM226 234V233H225ZM28 235V234H27ZM25 235V236H27ZM35 235V234H34ZM41 235V234H40ZM49 235V234H48ZM51 235V236H52ZM57 235V234H56ZM55 235V236H56ZM70 235H76L78 237V235H80V239H78L76 237V239H78V241L73 240L74 237L70 236ZM250 235V234H249ZM7 236V235H6ZM11 236V234H10ZM30 237V235H28ZM42 236V235H41ZM40 236V237H41ZM50 236V237H51ZM59 236V235H58ZM61 236H63L61 234ZM60 236V237H61ZM70 236V238H69ZM207 236L209 237V239H207ZM251 236V235H250ZM1 237V238H2ZM16 237L17 235L13 238L14 241H16ZM21 237V236H20ZM24 236L21 237V239ZM37 237H39V235H37ZM44 237V236H43ZM47 237V236H46ZM49 237V238H50ZM220 237V236H219ZM0 238V239H1ZM7 238V237H6ZM28 237H26L27 239ZM57 238V237H55ZM69 238V240H68ZM249 238V236H248ZM256 238V237H255ZM12 239V238H11ZM25 239V240H26ZM32 241L33 239H35L34 237L31 238ZM39 239V238H37ZM36 239V240H37ZM52 239V238H50ZM222 239V238H220ZM250 239H252V237H250ZM261 239V238H260ZM3 240V239H1ZM19 240V239H18ZM24 240V238L22 239ZM54 240V239H53ZM68 240V242H67ZM212 240V238H211ZM210 240V241H211ZM254 240V238L252 239ZM5 241V239L3 240ZM2 241V242H3ZM7 241V240H6ZM27 241V240H26ZM30 241V240H29ZM31 241V242H32ZM38 241V240H37ZM43 241V240H42ZM44 240V244H45ZM62 241V240H61ZM60 241V242H61ZM215 241V240H214ZM228 241V240H226ZM258 241V239H257ZM25 242V241H24ZM40 242V239H39ZM48 242V241H46ZM59 242V240L57 241V243ZM7 243V242H5ZM19 243H21L20 241L13 243L12 246H10L11 244H7L9 245V247L7 246H3L2 243H0V250H1V246L3 247H7V249L5 250V248H3L5 250V256L2 255L1 258H3L1 261V263H8L10 262V264H14L13 261L15 259H18V253L21 252L19 251L21 249V247L18 245ZM27 243V242H25ZM24 243V244H25ZM30 243V242H28ZM51 243V242H50ZM212 243V242H210ZM224 243V242H223ZM227 242H225L226 244ZM39 244V243H38ZM37 246L39 247L40 245ZM55 244V243H54ZM229 244V242H228ZM249 244V243H248ZM22 245V244H20ZM26 245V244H25ZM30 245V244H29ZM42 245V243H41ZM252 246H254L255 244H251ZM258 245V244H256ZM28 246V245H27ZM35 246V245H33ZM210 246V245H209ZM248 246V245H247ZM46 247V246H43ZM229 247V246H227ZM262 247V246H261ZM27 248V247H26ZM25 248V249H26ZM18 249L17 252H15L14 250ZM24 249V251H25ZM36 249V247L34 248ZM39 249V248H38ZM43 249V248H42ZM229 249V248H228ZM255 249V247L252 249V251ZM257 249V247H256ZM255 249V251H256ZM22 250V249H21ZM29 250V249H28ZM27 250V251H28ZM40 250V249H39ZM49 252L53 249L51 247L47 249ZM258 250V249H257ZM23 251V252H24ZM43 252V250H42ZM48 252V253H49ZM75 252V254H74ZM224 252V251H223ZM222 252V253H223ZM34 253V252H33ZM53 253H56L55 251ZM59 253H56L57 256ZM80 253V258H76V254ZM252 253V252H251ZM254 253V252H253ZM252 253V254H253ZM256 253V252H255ZM260 253L262 255L261 260L258 262V264H264V246L262 249H260ZM32 254V253H31ZM37 254V253H36ZM47 254V252H46ZM74 254V256H73ZM244 254H246L244 252ZM21 255V254H20ZM24 255V254H23ZM22 255V256H23ZM27 255V254H26ZM34 255V254H33ZM254 255V254H253ZM251 255V256H253ZM48 256V254H47ZM50 256V255H49ZM55 256V255H54ZM225 256V255H224ZM245 256V255H244ZM17 257V258H15ZM25 257V256H23ZM36 257V256H35ZM38 258H40L39 256H37ZM36 257V258H37ZM51 257V256H50ZM21 259V256H19ZM34 258V256L32 257ZM231 258V256H230ZM229 258V259H230ZM258 258V257H257ZM14 259V260H12ZM215 259V258H214ZM220 259V258H219ZM256 259V258H255ZM255 259L252 257H244L242 264H255ZM11 260V261H9ZM27 260V257H26ZM40 260V261H39ZM36 260L39 261L40 264H52V261L49 257H46L45 254L43 253V255L41 254V259ZM8 261V262H7ZM23 261V260H22ZM21 261V263H22ZM29 261V260H28ZM55 261V260H54ZM217 261V260H216ZM30 262V261H29ZM57 262V260L55 261V263ZM232 262V261H230ZM229 262V263H230ZM256 262V263H257ZM0 263V264H1ZM18 263V262H16ZM20 263V261H19ZM24 263H27V261H25ZM59 263V264H60ZM216 263V262H215ZM228 263V262H227ZM231 264V263H230ZM234 264V263H233Z\"/></svg>",
	"mask_w": 264,
	"mask_h": 264
},
{
	"label": "clouds",
	"instance_id": "9594fccd",
	"mask_svg": "<svg viewBox=\"0 0 264 264\" xmlns=\"http://www.w3.org/2000/svg\"><path fill=\"white\" fill-rule=\"evenodd\" d=\"M149 9H151V11H149ZM162 10H164L163 14H162ZM132 11L138 12L140 11V9L136 7H132ZM143 11L148 13L152 17L151 22L147 25L151 30H154L156 32H160L163 30L165 34L171 35L172 33L170 30L173 27H176V34L183 36L185 26L183 23H178V20H171L168 23V27L166 29L164 28V22L169 19L173 11L179 12L180 17H183L185 15V13L181 11L175 3H171L167 6V8H165L164 0H159V3H153V0H144ZM195 27L199 29L200 32L205 31L204 25L202 21L199 20V18H197L196 20ZM205 39H207V36H205ZM195 54H196L195 50H193V56H195ZM153 87L157 89L154 99L159 100L160 90H166L167 85L157 84L154 85ZM145 106L146 105L144 104L140 105V107H145ZM117 131H121V129L117 128ZM218 175H224L223 170H220L218 172Z\"/></svg>",
	"mask_w": 264,
	"mask_h": 264
}]
</instances>
